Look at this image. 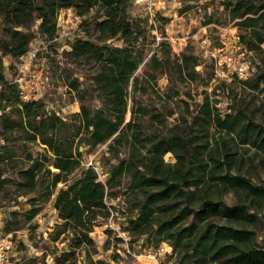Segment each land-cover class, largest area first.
Returning a JSON list of instances; mask_svg holds the SVG:
<instances>
[{
  "label": "trees",
  "instance_id": "16d2710c",
  "mask_svg": "<svg viewBox=\"0 0 264 264\" xmlns=\"http://www.w3.org/2000/svg\"><path fill=\"white\" fill-rule=\"evenodd\" d=\"M132 1L0 0V51L17 59L28 53L34 26L37 39L52 41L60 11L84 17L95 7L101 10L83 29L88 37L96 35L99 44L79 39L68 52L74 61L95 68L91 80L99 108L84 105L76 83L70 87L78 97L79 112L69 120L49 112L39 100L23 101L0 63V127L5 144L0 146V165L14 157L7 146L14 133L22 136L24 146L39 144L43 149L35 157L25 153L24 165L15 167L16 189L20 196H31L27 220L36 215L37 204L54 196L59 223L53 240L65 235L69 256L93 245L90 233L97 219L111 215L106 198L122 192L128 236L166 244L172 264H264V243L258 242L264 185H255L242 174L247 165L264 169V124L244 108L221 113L207 93L167 134L143 130L135 111L125 122L127 89L132 78L131 90H137L139 79L133 74L152 31L144 19L130 16ZM222 5L243 33L238 35L241 45L261 50L264 0H222ZM114 39L121 45L107 43ZM159 52L161 61L170 62L169 44L162 42ZM161 61L153 55L150 63L162 67ZM175 62L183 77L195 81V56L182 53ZM240 83L255 91L264 85V73ZM152 119L159 121L158 116ZM110 139L108 151L117 161L105 184L94 170L84 167L76 180L56 190L81 167V147L93 148ZM120 146L126 147V155H118ZM167 154L173 161L165 160Z\"/></svg>",
  "mask_w": 264,
  "mask_h": 264
},
{
  "label": "rangeland",
  "instance_id": "374dc122",
  "mask_svg": "<svg viewBox=\"0 0 264 264\" xmlns=\"http://www.w3.org/2000/svg\"><path fill=\"white\" fill-rule=\"evenodd\" d=\"M155 1L157 13L152 22L142 3L133 0L128 10L132 18L144 19L146 27L152 28V31L148 35L149 44L141 47L143 60L133 74V77L139 79L137 90H131L132 78L127 89L125 122L131 112L135 111V120H139L143 130L167 134L176 121L185 117L187 111H193L203 94L207 93L211 94L221 113L232 112L230 108L234 107L244 108L264 124V116L259 114L260 111L264 112V85L253 91L248 85L243 86L234 74L236 62L241 58L247 59L251 67L250 77L242 81L249 83L258 73H264V45L261 50L255 51L241 45L238 35L243 33L229 19L222 0ZM100 12V8L95 7L84 17H77L72 10L60 11L57 16L56 41L37 39L34 26V40L30 42L28 51L38 50L34 61L29 62L25 57L27 54L17 59L0 51V63L7 80L14 83L17 77L43 66V76L46 79L44 88L32 94L30 100L41 101L49 112L69 120L79 112L78 97L70 87L71 83H76L84 97V105L91 109L99 108L101 103L91 80L95 68L84 61H74L68 52L69 45L79 39L99 44L96 35L88 37L83 29L85 22ZM162 42L170 45V62L161 61L159 51ZM107 43L121 45V41L117 39ZM182 53L197 58L195 81L190 82L183 77L175 66L176 57ZM153 55L161 61L162 67L150 63ZM213 92L215 95H212ZM152 116H158L159 121H154ZM22 141L20 134L9 136L7 146L13 150L14 157L11 162L0 165V237L10 236L12 249L8 256L9 264H134L147 249L158 246L145 236H128L123 219L127 207L123 202L124 195L119 192L116 198H106V204L111 207V215L107 219H97L96 226L90 233L93 245L71 251L73 254L65 256L71 250L65 235L53 240L55 225L59 223L53 209L54 196L37 204L36 215L27 220L26 214L30 210L27 200L31 196H20L21 192L16 189L15 167L24 165L25 153L29 152L35 157L38 153H43V149L39 144L24 146ZM110 142L111 139L93 148L81 147V167L71 173L65 182L58 184L56 190L76 180L90 159L98 161L101 174L99 179L105 184L110 168L117 161L108 151ZM2 145L5 144L0 127V146ZM117 149L118 155H126L125 146ZM164 158L166 161H173L169 154ZM254 166L243 167L242 174L253 184L262 186L264 169H256ZM260 215L262 232L258 242L262 244L264 213ZM168 254L165 262L172 264Z\"/></svg>",
  "mask_w": 264,
  "mask_h": 264
},
{
  "label": "built area",
  "instance_id": "2783aa9c",
  "mask_svg": "<svg viewBox=\"0 0 264 264\" xmlns=\"http://www.w3.org/2000/svg\"><path fill=\"white\" fill-rule=\"evenodd\" d=\"M137 3L143 4V9L149 17L150 22L153 21L155 14L157 13L156 1L155 0H136ZM56 41V38L53 39ZM38 50L30 51L25 56L29 62L34 61L36 58V53ZM236 62L234 68L235 77L239 80H245L251 75L250 63L247 59L241 58ZM44 68L40 66L29 72L26 75L17 77L14 80V83L17 85L19 90V95L21 100L28 101L31 99L32 94L41 91L44 88L45 78L43 76ZM98 161H93V159L88 160L85 163L86 168H91L94 172L101 177L100 170L98 168ZM12 244L10 236H1L0 237V264H9L8 256L11 252ZM170 253V248L161 243L156 248H149L145 251L144 255H140V259L137 260L134 264H166L165 257ZM136 258H139L136 256Z\"/></svg>",
  "mask_w": 264,
  "mask_h": 264
}]
</instances>
